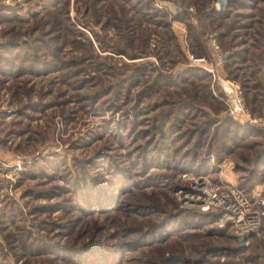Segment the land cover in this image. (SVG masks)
Segmentation results:
<instances>
[{
  "label": "rangeland",
  "instance_id": "1",
  "mask_svg": "<svg viewBox=\"0 0 264 264\" xmlns=\"http://www.w3.org/2000/svg\"><path fill=\"white\" fill-rule=\"evenodd\" d=\"M224 6L0 0V264H263L184 196H264V0Z\"/></svg>",
  "mask_w": 264,
  "mask_h": 264
},
{
  "label": "built area",
  "instance_id": "2",
  "mask_svg": "<svg viewBox=\"0 0 264 264\" xmlns=\"http://www.w3.org/2000/svg\"><path fill=\"white\" fill-rule=\"evenodd\" d=\"M232 105L237 110L241 107L237 98H233ZM184 196L202 211L209 210L214 213L217 224L229 225L237 237L243 234L252 235L261 230L264 196L258 194L248 197L239 186L230 181L209 182L204 179L196 180L191 192ZM247 240L248 237L245 242Z\"/></svg>",
  "mask_w": 264,
  "mask_h": 264
},
{
  "label": "trees",
  "instance_id": "3",
  "mask_svg": "<svg viewBox=\"0 0 264 264\" xmlns=\"http://www.w3.org/2000/svg\"><path fill=\"white\" fill-rule=\"evenodd\" d=\"M198 1V0H197ZM203 2H206V1H208V0H202ZM225 9H226V6H224V7H222V8H220L219 10H217V12H214L215 14H218L219 16H221L223 13H224V11H225ZM177 16H179V17H181L180 16V14H176ZM210 18H212V16H209ZM214 18H213V20L215 19V15L213 16ZM72 24V23H71ZM68 28V27H67ZM56 29H54L53 31H55ZM57 37V36H56ZM200 41H198L197 40V45H192V44H190V45H192V46H194L193 48H192V46H191V48L193 49V50H196L197 51V48H199V49H201V44L199 43ZM9 44L11 45V46H13L14 44H17V43H14V42H9ZM16 47L18 48V47H20V45L18 44V45H16ZM57 48V47H56ZM58 49V48H57ZM25 52H26V50H24ZM72 52V51H71ZM199 52H201L200 50H199ZM234 55H232V56H230L229 57V59H230V61L228 60L226 63H225V67L227 68V67H231L234 63H237V59H236V56L238 57V52H234L233 53ZM238 59H241V57H238ZM195 70H198V69H195ZM230 71L231 70H233V69H229ZM189 71V70H188ZM205 71V73L208 75V76H210L209 75V73H208V71H206V70H204ZM242 87H243V89H245V92H246V94H248V92L250 91L249 89H250V87L248 86V84H246V83H242ZM252 88V87H251ZM256 90H259V89H257L256 88ZM256 95L257 94H255V95H253V97L251 98L252 99V101H254L255 102V98H256ZM263 153H264V151H263ZM260 156V155H259ZM263 156H264V154H263ZM241 189H242V191L249 197V193H250V191H251V186H248V187H246V186H244L242 183H239V185H238ZM208 215L210 216V218H213V221H214V223H215V229H218V230H220V231H224V229L226 228V225L224 226V227H219L217 224H216V215L213 213H208ZM252 236V239L253 238H255L254 236L255 235H251ZM234 237V240H235V242H236V244H237V246H234V247H227V249H226V252L228 253V255L229 256H231V257H235L236 256V254L239 252H243V251H245V250H247L248 249V253L247 254H245L244 255V258L245 259H247V260H256V257L258 256V251H256L257 250V248L259 247V244L257 243V242H255V244H252L251 245V243L248 245V246H246V247H238V242H237V236H233ZM166 261H164V262H162V264L163 263H165Z\"/></svg>",
  "mask_w": 264,
  "mask_h": 264
},
{
  "label": "water",
  "instance_id": "4",
  "mask_svg": "<svg viewBox=\"0 0 264 264\" xmlns=\"http://www.w3.org/2000/svg\"><path fill=\"white\" fill-rule=\"evenodd\" d=\"M226 3V0H219V6L220 8L224 7ZM251 234H243V235H240L238 238H237V242H238V247H244L246 246V243H245V239L247 237H249Z\"/></svg>",
  "mask_w": 264,
  "mask_h": 264
}]
</instances>
